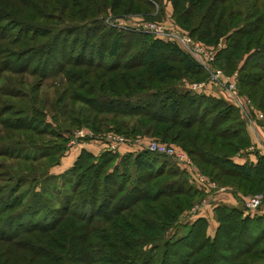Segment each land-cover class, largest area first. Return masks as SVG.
<instances>
[{"label": "trees", "instance_id": "trees-1", "mask_svg": "<svg viewBox=\"0 0 264 264\" xmlns=\"http://www.w3.org/2000/svg\"><path fill=\"white\" fill-rule=\"evenodd\" d=\"M26 1L0 0V25L9 20L5 14L13 17L17 7ZM170 2L172 18L185 26L191 36L215 42L224 33V44L215 50L213 64L227 74L235 71L237 91L248 96L264 114V0ZM47 3L44 2L47 8L63 12L61 20L66 21L54 18L61 26L54 27L48 42L32 46L10 41L6 46L10 48L0 46V73L36 76L28 95L5 90L4 96L18 98H0V168L4 160L13 161L9 166L15 175L24 177L16 181L26 180L20 172L26 166L29 173L37 175L34 179L43 175V170L32 167L41 169L40 160H36L51 152L44 149L43 143L31 139L50 125L41 106L47 102L43 79L56 72L62 82L55 88L54 107L64 101L68 124L62 127L64 123L56 119L54 128L68 130L84 125L92 132L112 130L125 137L149 133L174 141L208 179L218 186H227L236 203L216 202L212 206L216 225L211 235L206 230L207 218L198 214L164 236L172 220L183 210L189 216L187 210L204 193L187 178L185 170L160 152L146 148L125 151L120 158L127 167L152 180L147 183L135 175L127 182L123 173H128V168L122 170L121 164L112 162L103 170L115 152L106 149L93 155L80 147L70 167L60 174L64 176L62 182L56 180L60 175L41 176L39 191L31 192L35 199L29 200L28 195L29 201L14 212L3 214L14 207L19 195L24 197L28 191L17 192L19 182L0 186V264H264V211L248 214L241 203V194L264 191V155L255 152L253 161H234L232 155L250 144L237 107L203 89L180 87L182 78L204 80L203 68L174 42L144 33L136 36L130 30L103 40L98 33L87 45V49L93 47L94 53L86 57L71 55L78 30L94 28L97 15L107 5L120 14L153 18L159 10L162 12L161 0ZM16 25L22 27L21 23ZM6 38L8 34L0 30V39ZM67 40L70 49L66 56H62V48L56 53L57 44ZM16 42L18 46H13ZM100 45L104 46L102 51ZM38 55L44 60L51 58L55 67L48 68L50 61L41 65L32 61ZM60 59L84 68H63ZM42 86L44 89H40ZM37 120L44 125H36ZM8 129L13 132H6ZM85 159H90L88 164L77 172ZM86 171L90 173L88 177ZM80 174L89 179L82 192L76 190L82 179ZM99 175L106 181L101 188L95 187V177ZM1 177L0 173L3 181ZM140 181H145L144 187L138 185ZM26 213L31 214L29 218H24ZM117 213L122 214L117 218L118 224L113 225L108 215ZM92 215L103 218V224L91 226ZM65 217H70L69 223L64 222ZM91 236L98 242L93 244ZM143 243L149 246L144 248ZM92 246L93 251L88 249Z\"/></svg>", "mask_w": 264, "mask_h": 264}, {"label": "rangeland", "instance_id": "rangeland-1", "mask_svg": "<svg viewBox=\"0 0 264 264\" xmlns=\"http://www.w3.org/2000/svg\"><path fill=\"white\" fill-rule=\"evenodd\" d=\"M51 0H27L25 2V5L21 7H17V10L15 11L13 17L9 14H5L9 20L6 23H3L5 25H0V30L5 31L8 34V38L6 39H0V46L4 47V48H10V47H6L8 46V42H15V41H19V42H24L25 44H29V45H34L37 46L36 44L38 42H48L50 40V36H51V32L55 29L54 27L60 24V21L62 23L66 22V21H62L61 18L64 17V13L63 12H58L57 10H52L51 8H47L44 4V2H48L47 4L50 3ZM161 3L163 5L162 12L161 10H159V12L157 13V17H147V16H143L141 14H134V13H130V14H120L117 12H114V10L112 9V7L110 5H107V7L102 10L98 15L97 18L98 23H95V27L92 29H82V30H78V35L76 36L77 38H75L72 42L73 44V52L71 53V55L73 54H78L80 56L86 57L87 54H92L94 53L93 51V47H90L89 49H87V45L90 43V40L93 39L94 36H96L98 33L100 34L99 36L101 37V39H105L107 37H112V36H118V34L122 31H128L130 30L134 32L133 35L136 36H140L142 33L144 34H149L153 37V34L149 31H144L143 29L141 30V28H139V23H137L138 21H143V20H149V21H155L157 23H162V26H169V28H171L172 31H177L180 33H184L185 35L191 36L188 32V29L183 26V25H179L172 17V7H171V2L170 0H161ZM1 7V4H0ZM60 18V21H55V17ZM21 21V22H20ZM1 22V20H0ZM3 22V19H2ZM21 23L22 27L20 28L18 25H16ZM25 23V25L23 24ZM46 26V29H45ZM61 26V25H59ZM229 30V29H228ZM225 31V30H224ZM137 33V34H135ZM140 33V34H138ZM134 36V37H136ZM13 37V38H12ZM193 39H196L200 42H202L204 45L210 47V48H219L222 46V44H224V33L221 34L218 38V40H216L215 42H207L205 41V39H198L195 38L193 36H191ZM139 38V37H138ZM96 39H98L96 37ZM95 39V40H96ZM171 42V41H169ZM87 43V44H85ZM68 44H69V40L67 41H63L61 44L60 42L57 44V47L54 48V51L56 53L58 49L62 48L63 53L62 56H66V53H68ZM13 46H18V43H14ZM103 45H100L101 51L103 49ZM59 54V53H58ZM57 55V54H55ZM59 56V55H57ZM43 57H39V55L37 57H33L32 61H35L38 65L43 62V63H48L50 61V63H48V68L49 69H53L55 67L54 62L51 58L48 57V59H41ZM44 60V61H43ZM61 62L63 63V68H68L70 70L72 69H76V68H84L83 65H78L81 67H77V65H73V64H69V63H64L63 59H60ZM204 73H206L207 76V70L203 68ZM14 78V82H10V79ZM36 76H33L31 74L28 73H24L22 77H19V75H13L12 73L9 72H2L0 73V98L2 101H6V100H13L14 98L17 99L18 97H6L4 96V92L5 90L10 92V93H18V95L20 94H26L28 95L29 92V88L31 87V83L35 81ZM9 79V80H8ZM201 80V79H200ZM200 80H188V79H181L179 81L180 87L182 88H187V89H192L189 87V85H191L193 82H197ZM44 83L47 85V91L45 92L46 95V100L44 104H42V109L44 111V118L45 120H48L50 123L49 127H45V132H42V134L39 135H33V139H31L32 141L40 144L43 143L44 144V149L45 150H49L51 153L48 154L47 156L45 155L44 157H39L40 159L36 160L37 162L40 160L39 165L41 166V169H38L35 167H32L33 170H43V175L39 174L38 176H44L45 174H52V175H60L62 172H65L67 168L70 167V165L72 164L73 161V156L75 155L78 147H79V143H82L83 145H87L88 147L90 146L92 148V150L94 149L95 151H91L88 150L90 152H92L93 155H96L98 152L102 151V150H111L110 152H115L116 156L113 158V160L106 162L107 165H105L103 170H106L107 167H109V165L113 162V164L117 165L121 164L122 165V170H124L127 167V162H123L120 158L121 152L116 150V149H110L107 148L106 145L104 144L102 137H104L106 134L108 133H113L114 131L112 130H104V131H100V132H92L90 130L89 127L81 125V126H77V127H70V129L66 130L62 128H54L53 126L55 125V122L58 120V123H64V125L62 127H65L68 122L65 120V114H64V101L61 103V105L57 107L55 106V100H56V93H57V89L60 86L61 82H62V78L60 74H56V72L49 74L48 76H46L43 79ZM45 84H43L45 86ZM44 86L40 87V89H44ZM57 88V89H55ZM3 89V90H2ZM49 91V92H48ZM192 91H199L198 89H193ZM78 106H84L82 103H79ZM53 117H55V119H52ZM43 118V120H44ZM53 120V122H51V120ZM57 119V120H56ZM264 120H262L263 122ZM36 125L38 126H43L44 123L40 122V120H37L35 122ZM264 127V126H263ZM50 128V129H49ZM53 128V129H52ZM13 132L11 129L6 130V132ZM49 131V132H48ZM17 133V132H14ZM116 133V132H114ZM119 134V133H117ZM142 136H146L145 138L148 139H153V140H158V141H162L164 143L167 144H172L175 145L177 147H180V145L174 141H168L167 139H159L158 137L151 135L149 133H139V134H135V136L133 137H125L126 138V145L128 146H133L132 150L130 152H134L136 150H140L142 148H144V141L140 142V139L142 138ZM66 138V139H64ZM142 140V139H141ZM146 140V142H147ZM140 142V143H139ZM63 146V148H61ZM97 147V148H96ZM96 148V149H95ZM181 148V147H180ZM86 149V148H85ZM242 150V149H241ZM240 150V151H241ZM123 153V152H122ZM76 156V155H75ZM120 158V159H119ZM171 158V157H170ZM169 158V159H170ZM72 159V160H71ZM4 160V159H2ZM53 160V161H52ZM90 159H85L84 163L82 164L81 168L78 169L77 172H80V170L83 169V167L85 165L88 164ZM175 163V166H177L180 169L181 168L175 161L174 159H170ZM13 162V161H9V160H4L3 166L0 168V173L2 174V179L0 181V186L1 185H15L14 183L19 182L18 188H17V192H27V195L23 197V195H19L14 202V207L9 209V210H5L3 214H6L8 212H14L16 210V208H18L22 203H24L27 199H28V195L29 200H33L35 199L33 196H31V192L34 189L35 191H39L40 185L43 182V178L40 176L39 180L34 179V177H36L37 175L33 176V173H29L28 169L29 167L26 166L24 170L20 171L22 172V174L26 177L25 179H21L23 181H20L19 179L16 181V179L18 177H20L21 175H15V172L11 169V167L9 166V164ZM20 162V161H18ZM193 162V161H192ZM23 164V163H21ZM194 164V163H193ZM16 165V163H15ZM195 165V164H194ZM125 166V167H124ZM196 168L203 173L199 167L197 165H195ZM14 172V173H13ZM186 172V171H185ZM27 174L29 175V178L27 177ZM85 174L87 175V177L90 175L89 171H86ZM124 175H126V181L130 182V178H134V176H138V179L141 180H146L147 183L152 182L151 178L149 179H145L147 176L146 174H138L137 172H134V170L129 167L128 168V173L124 172ZM187 175V178L190 177L189 173L186 172L185 173ZM206 177L207 175L205 173H203ZM135 176V177H136ZM22 178H24L23 176H21ZM31 177V178H30ZM80 177H82V174H80ZM87 177L83 176L81 181H78L80 184L77 186L76 190H80L82 192V188L85 186L87 187ZM42 178V179H41ZM75 178V175H74ZM208 178V177H207ZM6 180V181H4ZM52 180H54L52 178ZM57 182H62L61 180H64V176L60 175V177H56ZM70 180H73V175L71 177ZM135 179H133L134 181ZM188 182L189 179H187ZM95 181H96V185L95 187L97 188H101L102 184H106V181H103L102 176H96L95 177ZM137 182V181H136ZM3 183V184H2ZM152 184V183H151ZM63 185V184H62ZM61 185V186H62ZM139 186L144 187L145 186V181L142 182H138ZM100 186V187H99ZM108 186V185H107ZM46 187H49V184H46ZM66 189H68L67 186H64ZM69 190H67L68 192ZM74 193V191H73ZM211 193V192H210ZM221 192H212L207 198H208V206L203 210V212L200 213L202 215H204L207 218V233L209 235L212 234L213 229L216 225V219H215V214L213 212L212 206L216 203L219 202V198L220 196H218ZM255 193H259V192H255ZM261 193V192H260ZM120 192H117V195H119ZM43 196V194H42ZM80 195H75L74 197H78ZM50 199H54V198H50ZM27 200V201H29ZM222 202V201H220ZM53 203V201L51 202ZM122 213H117V214H111L108 215L109 219H111V223L113 225L118 224L117 218L121 215ZM31 214L30 213H26L24 215V218H29ZM193 217V216H192ZM192 217L190 218V215L187 216L185 211H181L177 217L172 220V224L167 226V228L164 231V236L169 235L171 233H173L175 230H177V225L180 223H187L188 221H190L192 219ZM9 219H11V217H9ZM23 219V218H22ZM21 219V220H22ZM103 218H97V215H92V223L91 226L94 225V223H96L97 225H101L103 224ZM9 222V221H7ZM65 223H69L70 222V217H65L64 220ZM1 223V221H0ZM175 224V228L174 225ZM181 230V229H178ZM113 233H122L121 232H115L113 231ZM92 237V242L93 244H95V242L97 241V238L94 236ZM149 244H145L143 243V247L146 248L148 247ZM91 251L94 250V247H90L88 248ZM94 264V263H92ZM110 264H114V263H110Z\"/></svg>", "mask_w": 264, "mask_h": 264}, {"label": "built area", "instance_id": "built-area-1", "mask_svg": "<svg viewBox=\"0 0 264 264\" xmlns=\"http://www.w3.org/2000/svg\"><path fill=\"white\" fill-rule=\"evenodd\" d=\"M139 28L149 31L153 37L164 41H172L184 50L196 63L206 69L207 76L204 80L193 82L189 85L193 89H203L207 85H215L228 93V99L237 107L240 115L246 123L253 124L255 120H264V114L254 106L250 98L237 91L235 76L236 72L224 73L221 68L213 64L214 53L216 48H210L202 42L193 39L191 36L185 35L177 31H172L169 26H162V23L155 21L143 20L138 21ZM102 140L107 148L116 149L120 144H126V138L122 134L108 133ZM144 148L160 152L170 156L174 161L190 175V180L201 189L204 193L189 207L187 210L190 216L202 215V209L208 206V196L214 191H222L224 188L218 186L214 181L208 179L193 164L191 158L185 150L172 144L162 141L148 139L144 144ZM248 148H252L249 146ZM211 192V193H210ZM264 198V192L254 193L252 195L243 196L241 203L244 212L252 214L257 210ZM201 211V213H200Z\"/></svg>", "mask_w": 264, "mask_h": 264}, {"label": "crops", "instance_id": "crops-1", "mask_svg": "<svg viewBox=\"0 0 264 264\" xmlns=\"http://www.w3.org/2000/svg\"><path fill=\"white\" fill-rule=\"evenodd\" d=\"M202 91L205 93L215 95V96H220L224 100L230 102V100L228 99V93L225 90H222L215 85H207L203 88ZM244 122H245L246 131H247L248 136H249L250 144L246 148H244L241 151L232 155L231 158L236 162H243L244 160H247V159L253 161L255 159V152H258V153H261L264 155V127H263L264 121L262 122V120H255V122L253 124L246 123V121H244ZM145 137L146 136H142V138H141L142 140L140 139V142L144 141L143 143L145 144V142L147 140ZM133 146H128L126 144H120L117 147V150L120 151L121 153L125 152V151H131ZM249 146H251L252 148H248ZM80 147H84L88 150L95 151L94 149L92 150V148L90 146L88 147L85 144L83 145L82 143H79V147H78L75 155L77 154ZM75 155L73 156L72 159H74ZM219 186L224 188V190L219 191V192H221L218 195V196H220L219 200L224 202V203H227V204H235L236 199L233 197L232 193H230L228 191L227 186H225V185H219ZM252 194H254V193H252ZM252 194H245V195L241 194V196L243 197V196L252 195ZM262 211H264V198H263L261 204L259 205V207L257 208V212H262Z\"/></svg>", "mask_w": 264, "mask_h": 264}]
</instances>
